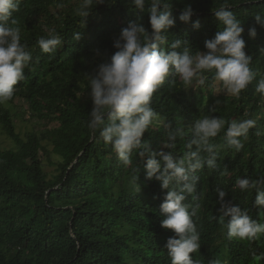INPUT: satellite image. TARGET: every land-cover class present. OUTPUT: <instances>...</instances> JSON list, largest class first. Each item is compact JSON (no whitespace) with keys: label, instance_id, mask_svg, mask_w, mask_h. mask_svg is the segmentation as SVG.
I'll list each match as a JSON object with an SVG mask.
<instances>
[{"label":"trees","instance_id":"1","mask_svg":"<svg viewBox=\"0 0 264 264\" xmlns=\"http://www.w3.org/2000/svg\"><path fill=\"white\" fill-rule=\"evenodd\" d=\"M81 2L21 0L20 11L13 13L21 43L33 60L13 98L0 105V137L13 144L9 149L0 145V264H171L164 245L174 232L161 227L166 215L160 212L168 189L155 178H146L141 150H134L132 163L125 165L99 132L94 136L87 127L92 102L86 76L110 61L117 50L113 41L129 22L141 23L151 32L149 5L141 11L131 0H104L81 21L77 15ZM170 3L176 22L163 33L166 52L173 50L170 45L177 39L187 41L190 54L205 51V40L222 28L215 11L227 4L244 28L245 52L252 58L249 67L255 78L234 97L217 93L212 73L204 74L205 85L194 82L189 87L170 73L152 98L159 118L142 139L152 150L171 151L179 159L190 151L187 144L197 118L211 115L226 121L212 140L218 167L198 170L194 192L186 193L201 245L190 256L196 264H264V235L255 241L229 240L227 229L218 222L217 200V189L223 190L225 200L264 223L261 209L254 205L256 192H241L237 186L238 179L264 176V92L257 91L258 81L264 79V28L254 19L264 18V0ZM186 6L194 10L190 20L199 21L198 29L179 20ZM251 26L256 27L254 38L248 35ZM51 30L62 36V46L54 54L43 53L37 41ZM26 113L40 127L23 139L16 124ZM248 119L254 126L240 138L244 147L236 153L225 144L226 128L233 120ZM169 134L176 135L170 149L165 147ZM50 154L58 158L53 175L45 172L42 160Z\"/></svg>","mask_w":264,"mask_h":264},{"label":"clouds","instance_id":"2","mask_svg":"<svg viewBox=\"0 0 264 264\" xmlns=\"http://www.w3.org/2000/svg\"><path fill=\"white\" fill-rule=\"evenodd\" d=\"M103 2L82 0L77 15L83 21L94 5ZM131 4L141 11L146 4L149 5L147 11L151 32L141 23L129 22L113 41V47L117 50L110 61L100 63L93 74L86 76L92 102L87 127L94 136L99 132V137L106 145H111L117 158L125 165L132 163L134 150H141L139 155L146 158V178H155L162 189H168L160 212L166 215L161 227L174 232V236L164 245L171 264H196L190 254L198 252L201 246L200 233L192 219L195 211L190 213V205L185 203L186 193L194 192L198 181L195 173L198 170L205 165L210 169L218 167L216 145L212 140L225 129L226 121L211 115L197 118L192 125V139L187 144L190 151L177 159L171 151L152 150L142 139L159 118L152 107V98L170 73L178 75L186 87L194 82L205 85L207 78L204 74L212 73L226 93L239 97L255 78V73L249 67L252 58L245 52L244 28L227 4L215 11L221 30L214 38L205 40V51H197L194 55L190 54L187 41L179 39L170 45L172 51L166 52L163 48V33L174 27L176 22L170 0H150V3L148 0H131ZM20 6L21 0H0V105L13 98L15 86L25 78V69L33 60L27 45L21 43V29L13 18V13L19 12ZM193 15L194 10L186 6L179 20L191 22L193 28L198 29L199 21L190 20ZM254 19L264 28L261 15H256ZM256 34V27L248 28L250 38ZM79 38V33H76L74 39ZM62 43V36L55 30L37 41L41 51L50 54L61 48ZM257 91L264 92V79L258 81ZM219 103V100L215 101V104ZM254 123L251 119L229 123L224 134L226 146L239 153L244 147L240 138L246 137ZM168 140L165 147L173 148L176 135L169 134ZM193 146L195 150H192ZM237 186L241 192H256L254 205L264 215V176L253 180L238 179ZM217 193L220 205L218 222L227 229L229 240L255 241L264 235V223L253 220L248 211L225 200V191L217 189ZM211 264L217 262L212 261Z\"/></svg>","mask_w":264,"mask_h":264},{"label":"rangeland","instance_id":"3","mask_svg":"<svg viewBox=\"0 0 264 264\" xmlns=\"http://www.w3.org/2000/svg\"><path fill=\"white\" fill-rule=\"evenodd\" d=\"M217 93H226L222 85L220 86V82L217 83ZM17 105L23 106L24 110L27 108L23 102H17ZM18 111H20L19 108H18ZM39 127L40 126H38L36 121L34 119H31L30 114L26 113L24 115V120L21 118L18 119L17 124H16V132L20 135L21 138L25 139V135L27 133ZM0 145L2 148H6V149L13 147L12 142L9 139L5 138L4 136L0 137ZM57 159H58L57 156L54 154L53 155L50 154L49 156H46V155L42 156V160L44 163V170L47 174L49 175L55 174V165L53 163H55Z\"/></svg>","mask_w":264,"mask_h":264}]
</instances>
